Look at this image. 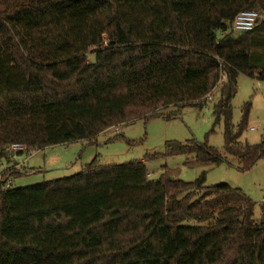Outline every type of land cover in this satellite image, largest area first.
<instances>
[{"label": "trees", "instance_id": "1", "mask_svg": "<svg viewBox=\"0 0 264 264\" xmlns=\"http://www.w3.org/2000/svg\"><path fill=\"white\" fill-rule=\"evenodd\" d=\"M245 11L260 19L264 0H0V161L91 141L169 106L202 108L220 84L223 154L190 140L166 143L163 157L191 156L196 168L227 155L249 171L264 141H240L250 104L237 126L230 104L239 75L264 82L251 61L264 19L235 37ZM205 180L165 171L153 181L143 162L94 159L67 178L1 184L0 264H264V207L256 220L240 189Z\"/></svg>", "mask_w": 264, "mask_h": 264}, {"label": "rangeland", "instance_id": "2", "mask_svg": "<svg viewBox=\"0 0 264 264\" xmlns=\"http://www.w3.org/2000/svg\"><path fill=\"white\" fill-rule=\"evenodd\" d=\"M239 35L235 32L233 36ZM89 59L93 62V55ZM251 61L264 67V38L254 40ZM220 90L219 84L202 108L169 106L146 119L110 128L91 141H76L38 151L29 150L21 155L13 154L11 163L0 161V182L5 184L1 189L22 188L67 178L82 171L94 159L102 166L140 161L145 164L148 177L153 181L165 171L172 172L176 179L183 182H193L205 172L206 188L227 185L240 189L254 205V219L260 220L264 207V158L249 171L241 172L237 169V161L227 155H223L225 162L218 167L196 168L185 165L191 156L163 157L166 143L190 140L198 143L207 141L210 147L223 154V125L214 126L213 118V106L220 100ZM247 103L250 104L247 127L240 141L253 146L264 141V82L239 75L236 93L230 104L234 126L240 123L242 109ZM154 155L159 157L149 159Z\"/></svg>", "mask_w": 264, "mask_h": 264}, {"label": "built area", "instance_id": "3", "mask_svg": "<svg viewBox=\"0 0 264 264\" xmlns=\"http://www.w3.org/2000/svg\"><path fill=\"white\" fill-rule=\"evenodd\" d=\"M259 15L255 11H245L239 13L233 21V30L237 33L251 32L256 26ZM253 130V129H251ZM13 151L22 150L20 146H12ZM1 181V180H0ZM3 182H0V185ZM7 184V183H6ZM5 186V185H4Z\"/></svg>", "mask_w": 264, "mask_h": 264}]
</instances>
